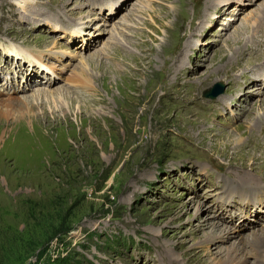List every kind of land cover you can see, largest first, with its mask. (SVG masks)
<instances>
[{
  "label": "rangeland",
  "instance_id": "374dc122",
  "mask_svg": "<svg viewBox=\"0 0 264 264\" xmlns=\"http://www.w3.org/2000/svg\"><path fill=\"white\" fill-rule=\"evenodd\" d=\"M219 1L0 0V264H253L264 0Z\"/></svg>",
  "mask_w": 264,
  "mask_h": 264
},
{
  "label": "bare ground",
  "instance_id": "6f19581e",
  "mask_svg": "<svg viewBox=\"0 0 264 264\" xmlns=\"http://www.w3.org/2000/svg\"><path fill=\"white\" fill-rule=\"evenodd\" d=\"M98 3V5L96 6V8L97 9H101V7H103L104 5L105 6H107V5H109L110 3H113V1L111 2V1H107V2H105L104 3V5H103V3H101V1L100 0H96ZM223 0H220L219 2H218V4L217 5H219L220 4V2H222ZM95 4V3H94ZM102 4V5H101ZM96 5V4H95ZM112 4H110V8H109V11H112V9H113V6H111ZM216 5V6H217ZM124 6V5H123ZM104 13H105V11H103ZM102 12V13H103ZM100 13V12H99ZM103 13V14H104ZM263 14V13H262ZM88 16L90 15V14H87ZM103 16V15H102ZM90 17V16H89ZM108 17H110V16H108ZM103 18L104 19H107V18H105V16H103ZM264 17H260V18H257L256 19V21L259 23L258 24V26H256L257 25V22L256 21H254L253 22V27L255 26L256 28L258 27L259 28V30H260V32H262L263 34H264ZM263 21V22H262ZM84 23V27H81L80 28V30L83 32V35L86 33V29H87V25L85 24V22H83ZM86 28V29H85ZM89 28V27H88ZM90 28H91V26H90ZM96 32H97V30H95ZM89 32V31H88ZM93 33V32H92ZM77 34L78 35H81L80 33H79V30H77ZM82 37V36H81ZM83 38V37H82ZM263 43H264V40H263ZM75 45H77L76 43H75ZM260 46H263V48H264V44H262V43H260L259 44ZM229 47L228 48H231L232 46H233V44L232 45H228ZM247 49V48H246ZM260 50V49H259ZM42 52L43 51H45V52H48V53H50V51H47V50H41ZM36 55V54H35ZM60 57V54H58V53H56V56H54V58H59ZM5 58V57H4ZM49 58L52 60V52L50 53V56H49ZM5 59H7V58H5ZM40 61V60H39ZM41 62V61H40ZM46 63V62H45ZM51 64V63H50ZM49 64V65H50ZM48 65V66H49ZM260 70V69H259ZM31 71V73H32V75H36V74H39L40 72L38 71V70H30ZM259 72V71H258ZM68 75V74H67ZM65 76V80L66 81H68L69 83H74V81H70V79L68 78V76ZM57 76V75H56ZM72 78L74 79V80H76V81H79L78 83H80V82H83V77H84V74H83V72H80V76H78L77 74H74V73H72ZM30 81L32 82H36L37 80H36V78H33V77H30ZM29 81V82H30ZM264 83V82H263ZM214 85H216V83L214 84ZM224 88V87H223ZM48 94V93H47ZM56 94L57 95H59V96H61V93H60V91H58V92H56ZM50 95V94H49ZM52 96V95H51ZM9 97V96H8ZM49 97V96H48ZM61 98V97H60ZM1 99V98H0ZM47 101V100H46ZM26 102H20V104H25ZM6 113V112H5ZM2 115V114H1ZM3 115H4V113H3ZM10 115V114H9ZM6 117V116H5ZM17 118H20V116H17ZM261 122H263V121H261ZM234 138V137H233ZM235 141L236 142H239L240 141V139H239V137H237L236 139H235ZM259 165V164H258ZM262 167L264 166V164H262L261 165ZM260 166V167H261ZM251 168H254V166L253 167H251ZM261 184V183H260ZM247 187V186H246ZM244 193H247L246 191H243ZM259 192L260 193H262V195H259ZM248 195H247V197H246V199H249V198H251V199H255L256 201H258V202H261L262 200L264 201V190H262V191H258L257 193H247ZM232 196V194L230 195V197ZM227 197V196H226ZM228 198V197H227ZM255 209H258V206L257 205H255ZM240 210V209H239ZM259 210V209H258ZM253 212H255V213H257V210H255V211H253ZM259 212H261V211H259ZM235 215V214H234ZM233 215V216H234ZM262 219L264 218V215H262V214H258ZM233 216H229V218H236L235 216L233 217ZM240 222H243V221H240ZM239 222V223H240ZM219 225H221V224H219ZM224 226H227V225H224ZM227 227H229V228H231L232 230H233V228L232 227H230V226H227ZM264 227V224H262V226H260L259 228H263ZM226 231V230H225ZM224 232V231H223ZM230 232V230H227L226 231V233H229ZM250 232V231H249ZM246 235H247V232L246 233H244V237L242 236V242L243 243H246V241H245V237H246ZM214 240H217V238H215V239H212V241H214ZM207 241V240H206ZM246 244H248V245H246V248H247V250L249 251V249L252 251V255L254 256L253 257V264H264V255H262L260 252L262 251V250H264V229H262L261 231L259 230V231H253L252 233H251V235H250V238H249V240H248V243H246ZM241 250H242V248L240 249V246H234V247H232L231 249H228L224 254H222L223 255V257H222V260L221 261H219L218 263H215V264H248L249 263V260L248 259H245V257H240V253H241Z\"/></svg>",
  "mask_w": 264,
  "mask_h": 264
}]
</instances>
